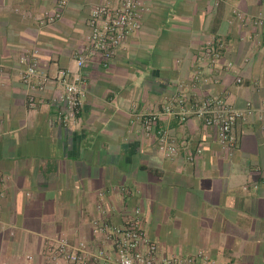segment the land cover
<instances>
[{
	"label": "crops",
	"instance_id": "crops-1",
	"mask_svg": "<svg viewBox=\"0 0 264 264\" xmlns=\"http://www.w3.org/2000/svg\"><path fill=\"white\" fill-rule=\"evenodd\" d=\"M101 2L0 0V264H44L53 237L97 247L98 192L112 225L141 210L162 257L203 251L215 264H264V0H147L141 28L113 59L78 72ZM46 12L61 17L47 24ZM214 38L220 60H199ZM23 57L49 79L42 90L37 77L23 82ZM59 70L83 81L70 127L56 118ZM178 94L222 97L241 115L231 153L202 119L162 113ZM148 114H159L174 154L144 129Z\"/></svg>",
	"mask_w": 264,
	"mask_h": 264
},
{
	"label": "built area",
	"instance_id": "built-area-1",
	"mask_svg": "<svg viewBox=\"0 0 264 264\" xmlns=\"http://www.w3.org/2000/svg\"><path fill=\"white\" fill-rule=\"evenodd\" d=\"M146 2L147 0H103L91 8L87 22V44L74 59L78 72L95 58L103 63L113 59L128 38L141 28ZM60 17V12H46L43 20L50 24ZM222 50L223 42L220 39H211L204 43L199 60L211 64L218 62ZM22 62L26 63L22 74L23 82L30 85L31 79L37 77V89L42 90L49 79L38 71L34 61L23 57ZM229 66L230 63L226 68ZM203 80L199 73L192 78L194 84ZM54 81L60 83L64 89L59 100L62 109L57 114V121L63 127H70L78 118L82 107V78L78 74L72 75L68 70H59ZM237 83H241V80L237 79ZM27 103L29 107H34L33 96L28 97ZM162 110L163 114L181 120L190 117L202 119L205 127L215 130L217 140L224 150L231 153L234 149L233 128L241 115L222 97L178 94ZM158 115H143V127L148 132L155 129L159 150L166 155H172L176 151V142L165 129L157 128ZM120 190L128 193L124 188ZM104 196L105 193L98 192L99 202L96 208L100 217L91 223L92 234L99 242L97 247L83 241L70 242L60 236L49 238L45 241L42 254L44 264H215L203 251L185 257L160 256L156 243L145 231L141 210L133 209L123 217L120 225H112L105 219ZM28 264H33L31 256L28 257Z\"/></svg>",
	"mask_w": 264,
	"mask_h": 264
}]
</instances>
